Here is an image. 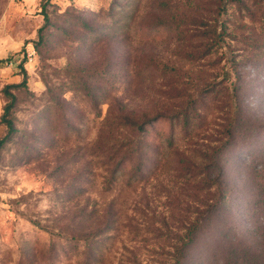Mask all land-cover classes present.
<instances>
[{
	"label": "rangeland",
	"instance_id": "1",
	"mask_svg": "<svg viewBox=\"0 0 264 264\" xmlns=\"http://www.w3.org/2000/svg\"><path fill=\"white\" fill-rule=\"evenodd\" d=\"M217 1L51 0L45 59L30 63L42 0H0V119L20 64L27 75L0 149V264H174L191 213L220 193L182 264H264V0L230 6L212 46ZM127 115L164 118L135 140ZM129 142L146 157L111 185L110 149Z\"/></svg>",
	"mask_w": 264,
	"mask_h": 264
},
{
	"label": "trees",
	"instance_id": "2",
	"mask_svg": "<svg viewBox=\"0 0 264 264\" xmlns=\"http://www.w3.org/2000/svg\"><path fill=\"white\" fill-rule=\"evenodd\" d=\"M248 0H218L216 3V11H214L213 13L215 14L216 18L215 19H207V33L210 32L211 35L209 36L212 39V46L216 45V44H220L222 41V35L223 33L226 31L225 27H224V22H221L220 18H222L225 14L228 13V9L229 7L232 5H236L237 6V10L242 12H245L244 10L249 11V7L247 4ZM51 5V0H42V15H43V20L44 23L42 25V27L39 29L38 31V39L37 42L35 44H31L35 50H37L36 52L38 53V56L44 61V54L46 53V44L45 43V36L47 34L48 29L51 27L52 23H51V18H50V14L48 12V8ZM207 14H210L209 10L204 11ZM168 23H155L153 25H151L150 27H144L143 29H140L138 31V35L141 39L144 40H151V39H156L158 37H160L164 32H165V28L168 27L167 25ZM21 66V72L24 73L23 76V80L21 81V83L19 84H11V85H7L4 89V93L5 96L7 98V101L5 103V106L3 108V114L1 116V123L5 126L6 128V134L5 136L0 139V149L3 148L4 146H6L7 144L13 142L14 140H16L17 135H18V129L16 127L15 124V119H14V112L17 108V103H18V98L16 93L11 92V90H20L21 88H27V75H26V71L24 69V65L20 64ZM108 73V72H107ZM164 118L162 116H156L152 119H148L145 121H140V120H135L132 118V116L127 115V116H123L122 117V126L131 133V135H133L135 137V140L139 137H144V135H151L152 131H156V127L158 124L162 123L161 119ZM232 135V131H230V126H229V132L225 133V138H227L228 136ZM173 137V136H171ZM156 139H158V135L155 136ZM168 139H172V138H168ZM134 140V141H135ZM136 143V141H135ZM226 144V143H225ZM224 145V144H223ZM124 149H127L126 153L124 154V156L121 158V153ZM225 149V145L223 146V148L221 149V152H219V154L213 155L211 157V160L213 162V164H215L216 166L218 165V162L216 159L218 158V155H222L223 150ZM111 155H110V162L113 163V161H115L116 159L117 162L114 166V169L112 170V176H111V185L114 184L115 180H118L120 175L125 172L126 168H127V164H129V162L132 161V159L135 157V155H137L138 158H140V162L142 163L146 157L147 152H145V150H140L139 148H136L134 142H129L127 144H122L120 146H116V148L113 146L110 149ZM220 169L223 170V167L220 166ZM224 171V170H223ZM225 174V173H224ZM119 176V177H118ZM131 184V183H129ZM128 184V185H129ZM84 191H80V198L82 199L84 196ZM224 198L225 195H223V193H220V196L218 197V199H213L215 201H213V204L210 205V209L205 211L204 213H199V212H192V215H196L198 218L193 221L191 223V225L189 226V228L187 229L188 232L186 234V240H183L181 242V238H177L178 243H182L179 247L175 246L173 247V253H172V257L175 259L174 264H182L183 260L188 258V253L194 248L195 243L197 238H195V231L198 232L199 228H203V224H198L197 222L199 221V218L202 216H204L203 223L205 221V223L207 224L208 222H212L213 219L219 214L218 210V206H223L224 205ZM85 199V198H84ZM195 201V200H194ZM197 201V200H196ZM198 204L200 203L199 201H197ZM114 205H115V201L112 202V210H114ZM203 205V204H202ZM205 206V205H204ZM80 214L78 216V218H84L87 217L89 214H86L88 212H84L85 211V206H82L79 209ZM81 222L79 221V224ZM200 229V230H201ZM134 264H137V262L135 261Z\"/></svg>",
	"mask_w": 264,
	"mask_h": 264
},
{
	"label": "built area",
	"instance_id": "3",
	"mask_svg": "<svg viewBox=\"0 0 264 264\" xmlns=\"http://www.w3.org/2000/svg\"><path fill=\"white\" fill-rule=\"evenodd\" d=\"M26 54H27V57H28V61L30 63L35 62V60L37 58V52H36L35 48L31 44L27 48Z\"/></svg>",
	"mask_w": 264,
	"mask_h": 264
}]
</instances>
